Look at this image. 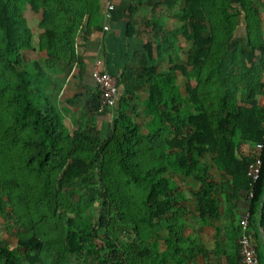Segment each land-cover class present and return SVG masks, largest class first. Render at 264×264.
Instances as JSON below:
<instances>
[{"label": "trees", "instance_id": "obj_1", "mask_svg": "<svg viewBox=\"0 0 264 264\" xmlns=\"http://www.w3.org/2000/svg\"><path fill=\"white\" fill-rule=\"evenodd\" d=\"M23 1L0 0V83L9 85L0 86V184L9 195L20 187L14 212L28 226L16 233L14 248L0 234V264H62V256L63 264L81 257L96 264H215L222 249L214 255L186 233L188 219L206 226L218 218L217 169L230 182L221 190L232 185L247 193L251 232L264 231V64L228 35L225 10L206 0H173L167 7H179L176 28L157 15L140 20L147 40L137 68L125 64L112 75L118 100L111 112L102 110L98 82L93 90L85 85L87 0H27L43 16L37 32L22 14ZM140 29L128 25L125 37ZM175 33L185 63L171 53ZM179 72L190 80L187 96L176 84ZM141 95L147 98L139 108ZM133 114L147 120L144 127ZM10 144L20 148V163H13ZM259 144L263 166L251 198ZM167 173L201 186L183 188ZM86 178L114 217L93 223L77 211L67 194ZM242 220L236 253L223 264H243ZM120 225L133 226L138 246L109 229Z\"/></svg>", "mask_w": 264, "mask_h": 264}, {"label": "crops", "instance_id": "obj_2", "mask_svg": "<svg viewBox=\"0 0 264 264\" xmlns=\"http://www.w3.org/2000/svg\"><path fill=\"white\" fill-rule=\"evenodd\" d=\"M177 1L179 5L185 2ZM87 2L88 23L84 29L89 38L82 46V58L87 65L85 79L87 90L97 88L93 72L98 60L102 62L101 70L113 76L119 75L125 64L137 68L138 56L144 44L142 35L144 28L140 29V20L157 15L162 20H168V26L173 25V28H176L179 25L175 21L179 7L174 10L167 7L173 0H87ZM206 2L215 4L214 9L222 8L226 11L225 28L228 35H233L234 43L247 50L252 62L264 64V0H206ZM110 4L114 6V11L108 22L105 15ZM106 24L110 26L109 31L105 30ZM128 25L140 29V34L137 32L133 37L126 38ZM250 149H254V146ZM213 175L219 185L218 218L211 219L206 226L198 219L197 224L188 219L187 226L190 227L188 234L192 235L191 238L204 244L213 254L218 247L222 249L221 254L215 256L213 261L215 264H223L225 258L228 259L234 252L236 253L239 222L249 218V200L246 192H234L232 185L228 186L225 192L221 190L222 183L230 184L223 172L217 169L213 171ZM192 186L197 189L201 183ZM257 228L251 233L264 264V231L260 227Z\"/></svg>", "mask_w": 264, "mask_h": 264}, {"label": "rangeland", "instance_id": "obj_3", "mask_svg": "<svg viewBox=\"0 0 264 264\" xmlns=\"http://www.w3.org/2000/svg\"><path fill=\"white\" fill-rule=\"evenodd\" d=\"M20 7L22 9V14L26 18V21L28 22V25L31 27V29L35 32L39 31L42 27V21H43V16L40 14H35L28 3L27 0H24L21 2ZM162 24L167 26L169 24L168 20H162ZM141 29L143 27H140ZM171 28V26L169 27ZM177 33L175 35L173 34L172 42H173V49H171V53L175 58L181 59L184 63L188 61V57L185 54V44L182 39L176 38ZM144 43L147 40V35L144 36ZM35 38L38 41V36L36 35ZM174 67V65H173ZM195 73V72H191ZM55 79V78H54ZM190 80L188 78H185L181 72L178 73V77L176 79V84L179 86L181 93L184 96H187V89L186 86L189 85ZM0 86L2 88H5L6 91L9 88V85H7V82H1ZM49 91H52V88L49 89ZM52 98L55 100V96H52ZM147 98V96L141 95L140 98L136 99L134 101L135 104L139 106V108L142 107V102L143 99ZM136 115V114H135ZM134 120L144 127L146 124V119L140 115L137 117H134ZM8 125L7 123L4 124V130H8ZM9 135V139L12 141L13 138H16V135L13 133V131L7 132ZM12 144H10V147ZM10 152V151H8ZM21 150L20 148L12 147L10 157L13 158V163H20L21 161ZM166 177L170 178L171 180H176L178 183L183 187V188H188L192 187V184L198 185L199 182L196 180H191V179H183L180 176H173L172 173H167L165 174ZM26 180L30 182L31 185H28V188L32 191L34 190V186L36 183L35 180V175L29 174L26 177ZM195 181V182H194ZM26 182V181H25ZM88 178H86L82 182L76 183L74 186H72L69 189V192L67 196L72 200V202L78 204L77 211L81 212L87 220L95 223V221H99L101 218H111L114 217V214L112 211L107 209L101 200H98V193L97 189L95 186H91L87 184ZM21 183V180L20 182ZM27 183V182H26ZM23 184V183H22ZM188 186V187H187ZM7 185H1L0 184V234L2 237V240L9 244L12 248L17 246V239H16V233L21 230H26V227L28 224L23 222L20 219V216L14 212L15 205L17 203V197L16 194L20 191V187H16V184L14 185L15 188H13L12 191H10V195L7 193ZM185 197L187 200L191 201L193 199V195L189 192L185 193ZM84 209V210H83ZM114 227V229H112ZM189 226H187L188 228ZM110 231L118 237L120 240H122L124 243H131L135 244V246H138L139 243V238L134 230L133 226H110L109 227ZM189 229L186 233V236L190 235L188 234ZM104 233H106V230L103 229L100 231V235L103 236ZM164 235V234H163ZM161 248H164L163 243L161 244ZM235 253V252H234ZM234 255V254H233ZM80 261L74 260L73 262H70V264H96L95 261H89L86 259V257H81ZM64 260V256L60 258V262ZM62 262V264H63Z\"/></svg>", "mask_w": 264, "mask_h": 264}, {"label": "built area", "instance_id": "obj_4", "mask_svg": "<svg viewBox=\"0 0 264 264\" xmlns=\"http://www.w3.org/2000/svg\"><path fill=\"white\" fill-rule=\"evenodd\" d=\"M114 11V6L110 4L107 8L105 15L106 20L109 22L112 18V12ZM105 30L109 31L110 26L106 24ZM102 62L98 60L93 72V76L100 86L102 92V110L103 111H114L117 106L118 100V80L107 72L101 70ZM263 146L257 145V151L259 157L255 163L250 166L249 177L251 178V192L250 197L253 198V188L255 183L260 179L263 161L260 158V153L262 152ZM243 228L242 238L240 241V252L243 264H261L260 256L258 250L252 240L251 230L249 226V218H245L241 222Z\"/></svg>", "mask_w": 264, "mask_h": 264}]
</instances>
